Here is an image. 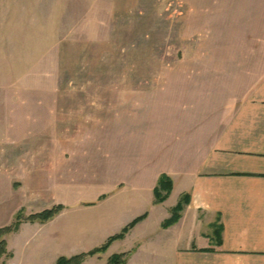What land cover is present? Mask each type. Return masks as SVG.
Listing matches in <instances>:
<instances>
[{
    "label": "rangeland",
    "instance_id": "obj_1",
    "mask_svg": "<svg viewBox=\"0 0 264 264\" xmlns=\"http://www.w3.org/2000/svg\"><path fill=\"white\" fill-rule=\"evenodd\" d=\"M240 9L230 0H0V37L14 40L0 53V227L119 176L103 159L113 125L133 123L119 102L240 85L242 64L260 61L249 51L264 45L238 36ZM29 81L30 101L18 100ZM15 232L6 264H55Z\"/></svg>",
    "mask_w": 264,
    "mask_h": 264
},
{
    "label": "crops",
    "instance_id": "obj_2",
    "mask_svg": "<svg viewBox=\"0 0 264 264\" xmlns=\"http://www.w3.org/2000/svg\"><path fill=\"white\" fill-rule=\"evenodd\" d=\"M230 1L246 7L239 10L246 19L238 36L264 39V0ZM4 37L0 53L14 43ZM249 53L260 61L243 63L245 77L240 85L232 82L227 94H201L197 85L183 99L176 90L160 99L152 89L156 99L119 102V112L135 113L133 123L113 125L117 135L104 137V163L118 167L119 176L104 175L100 189L87 198L71 195L52 220L22 223L15 233L26 230L24 243L34 242L39 253L53 254L56 262L101 246L146 215L123 239L82 264H107L111 255L125 252L126 264H264V45ZM17 66L5 68L14 72ZM19 98L30 101V81ZM161 175L171 180L172 189L157 202ZM186 194L179 220L163 228ZM6 241L9 262L14 254L8 236Z\"/></svg>",
    "mask_w": 264,
    "mask_h": 264
},
{
    "label": "trees",
    "instance_id": "obj_3",
    "mask_svg": "<svg viewBox=\"0 0 264 264\" xmlns=\"http://www.w3.org/2000/svg\"><path fill=\"white\" fill-rule=\"evenodd\" d=\"M171 189V180L167 176L161 175L158 181V186L154 190L156 201H164ZM187 203L188 195L186 194L183 195L177 205L172 208L171 217L162 223V227L167 228L177 222L180 218V213L183 209V206ZM63 209V205L57 204L41 212L32 213L29 215H24L22 212H18L14 218V221L10 225L0 227V264H6L5 260L12 257V254L7 249L6 236L8 234L17 231L19 226L25 222L46 223L52 220L55 216H57ZM145 217L146 215H142L140 217L135 218L128 225H126L119 233L110 236L101 246L95 247L88 252L74 255L71 257L60 256L56 260L55 264H82L86 257L94 256L96 254L105 252L112 242L123 239L126 234L130 231V229H132L139 221L143 220ZM128 256L129 252L113 254L109 257L107 264H126Z\"/></svg>",
    "mask_w": 264,
    "mask_h": 264
}]
</instances>
